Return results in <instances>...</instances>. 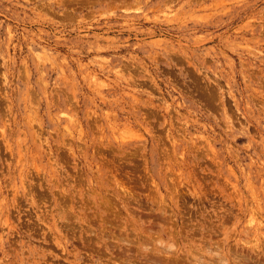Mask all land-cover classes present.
I'll return each mask as SVG.
<instances>
[{
    "label": "rangeland",
    "instance_id": "rangeland-1",
    "mask_svg": "<svg viewBox=\"0 0 264 264\" xmlns=\"http://www.w3.org/2000/svg\"><path fill=\"white\" fill-rule=\"evenodd\" d=\"M211 262L264 264V0H0V264Z\"/></svg>",
    "mask_w": 264,
    "mask_h": 264
},
{
    "label": "bare ground",
    "instance_id": "bare-ground-1",
    "mask_svg": "<svg viewBox=\"0 0 264 264\" xmlns=\"http://www.w3.org/2000/svg\"><path fill=\"white\" fill-rule=\"evenodd\" d=\"M158 240V239H157ZM164 240V239H163ZM162 241V240H161ZM159 243V242H158ZM163 243V242H162ZM173 244V243H172ZM171 243H170V245H168L167 247H171V245H172ZM174 247V246H173ZM207 248V247H206ZM174 249V248H173ZM207 250V249H206ZM206 250H205V252H206ZM216 250V249H215ZM207 251H209V250H207ZM213 251V250H212ZM209 252H211V251H209ZM214 253V252H213ZM201 257V256H200ZM197 258H199V257H197ZM223 260V259H222ZM199 261H201V260H199ZM218 261V260H217ZM154 262V261H153ZM196 262H198V260L196 261ZM163 263V262H162ZM199 263V262H198ZM213 262H211V264H212ZM220 263V262H219ZM154 264V263H153ZM157 264V263H156Z\"/></svg>",
    "mask_w": 264,
    "mask_h": 264
}]
</instances>
